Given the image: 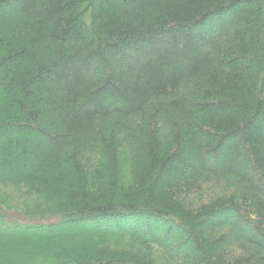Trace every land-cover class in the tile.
I'll use <instances>...</instances> for the list:
<instances>
[{
  "label": "trees",
  "instance_id": "16d2710c",
  "mask_svg": "<svg viewBox=\"0 0 264 264\" xmlns=\"http://www.w3.org/2000/svg\"><path fill=\"white\" fill-rule=\"evenodd\" d=\"M20 258L264 264V0H0Z\"/></svg>",
  "mask_w": 264,
  "mask_h": 264
},
{
  "label": "rangeland",
  "instance_id": "374dc122",
  "mask_svg": "<svg viewBox=\"0 0 264 264\" xmlns=\"http://www.w3.org/2000/svg\"><path fill=\"white\" fill-rule=\"evenodd\" d=\"M20 260L21 261H23L22 263H24V264H26V263H29L30 262V260L28 259V260H26V259H23V258H20ZM25 260V261H24ZM32 261H34V260H32Z\"/></svg>",
  "mask_w": 264,
  "mask_h": 264
}]
</instances>
